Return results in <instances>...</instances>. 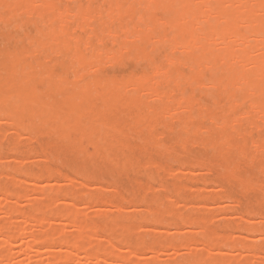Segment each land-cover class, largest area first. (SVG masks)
Returning a JSON list of instances; mask_svg holds the SVG:
<instances>
[{
  "label": "rangeland",
  "instance_id": "1",
  "mask_svg": "<svg viewBox=\"0 0 264 264\" xmlns=\"http://www.w3.org/2000/svg\"><path fill=\"white\" fill-rule=\"evenodd\" d=\"M53 1L60 8H68L73 13L80 6L88 8L98 5L102 6L103 9L108 8L110 7L111 0H95L96 2L91 0H75V2L74 0ZM120 1L124 4L137 3L136 16L133 20L127 21L126 27L131 32L139 26L141 28L145 27V23L148 20L145 6L140 4L138 0ZM166 9V19H168L171 16L173 5L169 4V6H166ZM11 16H13L12 22L6 27H3L0 22V46L3 47L6 43L4 40L6 36H12L13 40L10 44L6 43V46L11 47L16 44L17 47H28L31 44V39L25 33L24 28H26L27 24L33 22L34 19L22 12L16 15L11 14ZM73 23H75V20H72ZM42 26L44 28L49 27L47 24H42ZM109 30L112 32L118 31L119 22L111 23L106 17H103L98 23V31L100 35L103 34L104 41L109 49L108 54L105 52L106 54L102 55L104 58H107L105 56L110 55L109 53H112L110 50L114 48V38L109 36ZM168 36L171 39L176 37V33L170 32ZM130 38V36L120 38L117 46L121 44L135 45V39ZM93 43H97V40L94 39ZM35 51L36 53H34L32 59H38V61L34 62V70L39 75L42 72V66L37 64L43 62L49 50L47 48H36ZM173 51L168 43L165 49L161 51L157 50L158 53L152 46H149L146 48V53L150 55V60L134 65L137 57L132 52L123 65L112 67L104 64L103 69L112 78L122 79L131 73H137L142 70L151 72L152 64L155 62L169 68L166 57L172 55ZM50 57L53 58L52 68L54 73L59 74L63 59L58 58L55 54ZM68 64L69 72L66 74V77L73 80L72 70L76 66H73L69 62ZM180 72L183 79H181L182 83L180 82L179 91H177L172 81L170 83L166 82L163 86L164 95L161 98L157 99L155 97L154 100L153 95L145 94L141 99L143 102L140 100L135 106L130 101L119 105H106V97L103 95L105 92L102 94L101 88H98L99 86L103 87L105 83L97 85L91 81L90 86L92 91L95 90L94 85H97L100 91L98 89L99 92L97 90V92L93 91L90 100L84 103L78 98L72 99L66 97L63 93L66 87L69 90L73 89L74 84H56V86L52 87L51 81L46 78L44 79V84L39 86V96L44 104L56 107L55 110H52L54 112L52 115L37 112V110H40L38 104H34L32 106L33 111L22 117L21 121L14 116H4L0 113V184L2 185H0V264H61L63 262L64 264H134V260L140 263L147 262L146 264L150 262V264H228L229 260H231L236 263L239 261V264L243 258L244 264H264V191H262L264 190V184H262V182L264 183V126L257 120L258 118L255 114H245L248 108L247 102L240 100L238 106L235 108V112L231 111V101L227 97L218 99V91L216 89H201L196 84L189 85L188 80L193 74L192 69L184 68ZM212 73L223 77L229 75L228 72H223L219 69L218 71L215 69L205 71L202 82H207ZM16 88L17 86L12 87V90ZM133 90L134 88L130 87L126 93L132 96L131 94L136 92ZM182 91L183 93L185 92L184 95L191 92L194 93L197 100L192 102L191 105L186 106L182 111L179 109L172 113L170 110L173 107V101L182 95ZM81 103L87 108V119H80L75 114H65L64 110L69 105H80ZM203 105L205 108H203ZM164 111L170 114L164 115ZM130 115L133 116L131 117ZM36 116L40 117L34 118ZM97 117L100 119H97ZM203 117L205 118L203 119ZM1 118H5L6 121L10 119L13 124L11 121H7L6 123ZM145 118L146 120H144ZM226 118L236 120V130L225 128L222 125ZM138 119L140 120L138 121ZM95 123L96 125H93ZM100 123L106 124L105 127L103 128V125ZM216 123L221 124L220 126L218 124L216 126ZM87 125H89V128H87ZM107 126L112 128L109 129ZM199 126L206 128H203L204 132L201 127V131H198V133L194 131V128H199ZM63 127L64 129H68L62 130ZM49 128L50 130H48ZM130 130L131 132H129ZM94 133L96 134L95 136H93ZM159 134H161L160 137L158 136ZM138 136L139 138H136ZM151 136H153L154 140ZM46 138L48 139L47 141L45 140ZM81 138L86 139H82L81 141ZM143 139H146V141ZM148 139H152L151 142L153 141V144ZM19 140L21 141L20 143ZM86 141L87 143H85ZM107 141L108 143H106ZM44 142L47 144H44ZM160 142L163 143L158 145ZM253 142L256 143L257 148ZM118 143L120 144L118 145ZM43 144L45 145L44 148L46 147L45 149L42 148ZM214 144L215 146L212 148ZM127 145L130 146L127 147ZM162 145L163 147H161ZM105 146L107 148L103 151ZM98 147L102 152L98 151ZM117 148L119 151H117ZM167 148H170V150H167ZM112 150L114 151L112 152ZM133 155H136L138 159ZM100 158H103V160ZM198 158L203 160H199ZM208 160L211 161L209 162ZM133 166L134 169L132 168ZM155 166L157 169H155ZM221 167L227 169L224 170ZM217 170L221 171L218 173ZM227 170L231 171V173H228ZM165 172L168 175H165ZM177 173L181 174L178 176ZM190 174H194V176L192 177L191 175L190 177ZM85 176L86 178H83ZM238 176L240 178H237ZM79 180L82 182L80 183ZM14 181L17 183H14ZM255 181L257 183L261 182L262 185L255 183ZM74 182H79L78 185L81 186L80 191L82 193L78 191L80 187L79 189L76 188L78 186L74 185L77 184ZM250 182L253 186L250 185ZM143 185L145 188L142 187ZM239 185L240 187H238ZM43 186L47 189H44ZM71 189L74 191L78 189V193L76 191L72 192ZM193 189L195 190L192 191ZM19 193L23 196L19 197ZM86 193H88V196H86ZM4 194L5 197L3 196ZM100 196L106 197L100 198ZM6 200L9 202L8 204H6ZM72 202L77 207H73ZM255 202L258 203L255 205ZM149 203L151 205H148ZM115 206L118 208V211ZM179 206L182 207H180L182 210L176 208ZM72 207L77 210V214L68 218L67 216ZM203 207L205 208L203 209ZM14 208L15 210L12 211ZM35 216L42 218V220L45 219L44 223L49 220L47 224L51 222V224H48L50 227L43 228L44 225L41 219L42 223L37 224V227L36 221L39 218L36 219ZM76 216L78 217V221L75 218ZM188 217L190 220H188ZM235 218L236 221H234ZM240 218L243 220H240ZM245 218H248L249 221ZM70 219L76 223L78 222L77 226L83 221L81 223L84 225L86 223V226L83 225L86 228L79 224L81 227L80 229L78 228L79 226L77 227V232L76 224L74 225V221L72 222L74 226L69 223ZM113 219H115L114 225ZM203 221L205 222L203 223ZM88 222L89 224H87ZM183 222H186L187 225ZM243 222L245 223V227L243 226ZM8 223L10 224L8 225ZM119 223L121 224L120 227ZM62 224H65V227ZM67 224L70 225L68 226ZM87 226L92 227L89 229ZM250 226L253 227L251 228ZM49 229L50 231L48 232ZM251 229L255 230L249 233L248 230ZM53 232L56 233L53 234ZM78 233L80 236H78L77 242L81 241L80 243L84 247H81L79 243V246L73 242L71 243L72 239L76 238V235H79ZM57 234L60 236H56ZM7 235L9 236L10 244L3 242V239ZM246 235L249 236L247 237ZM33 236L37 238L39 236V240L34 239ZM223 236L225 237L223 238ZM245 238L251 240L248 241L249 245H244L243 242L239 244ZM94 239L98 242L97 244ZM88 240L90 242H87ZM85 241L87 245L84 243ZM212 242L215 245L211 244ZM45 243L48 246L50 245V247H46ZM90 243L93 245L92 247ZM106 248L108 251H105ZM116 250L119 251V254H116ZM195 253H198V258L193 255L191 259L190 255ZM120 254L123 255L121 256ZM59 256L66 261L60 260ZM93 256H96L95 258L97 259L94 260ZM215 257L216 260L219 257L220 262L218 260L217 262ZM194 258H197V260ZM67 259H70L69 262H67ZM131 259L133 260L131 261ZM234 262L232 263L234 264Z\"/></svg>",
  "mask_w": 264,
  "mask_h": 264
},
{
  "label": "bare ground",
  "instance_id": "2",
  "mask_svg": "<svg viewBox=\"0 0 264 264\" xmlns=\"http://www.w3.org/2000/svg\"><path fill=\"white\" fill-rule=\"evenodd\" d=\"M91 1L96 2L95 0H91ZM74 2H75V0H74ZM138 2L145 6V8L147 10V19L148 20L145 23V27L141 28L139 26L131 32L126 27L125 24L127 23L128 20H133L134 17L136 16V11H137L136 10L137 9L136 4L137 3H135V2L124 4L120 0H111L110 1V7H108V8L103 9L102 6L100 7L98 5L96 7H91V6L88 7V5H87L88 8H86V6L85 7L80 6L75 12L73 11V13H72V11L68 8H63V9L60 8L53 0H51V1H49V0H0V22L2 23L3 27H6L7 25L11 24V22H12L11 19L13 17V16H11V14L16 15L17 13L22 12L26 16L34 19L33 22L27 24L25 26L26 28H24L25 33L27 35H29L30 39H31V44L28 47H17L16 44H14L11 47H9L8 45L6 46V43L10 44V42L13 40L12 36H6L4 38L6 43L3 45V47L0 46V113L3 114L4 116H14L15 118L20 119V121H21L22 117H24L26 114H29L33 111L32 106H34V104H38L40 106V110L39 111L37 110V112H41V113L43 112L46 115L47 114L52 115L54 113V112H52V110H55L56 107L54 105L49 106L48 104H44L41 101L42 100L41 97L39 96V86L44 84V79H46V78L51 81L52 87L56 86V84H59V85L60 84H62V85L74 84L73 89L69 90L66 87L64 89L63 93L65 94L66 97H69L72 99L78 98L84 103H87L90 100V97L92 96L93 91L95 92L98 88H101L102 94L105 92V94H103V95H105V97H106V100H105L106 105L107 104L119 105L123 102L130 101V103L134 104V106H135L145 96V94L153 95L154 97L153 96H150V97H153L154 100H155V97L157 99L161 98L164 95L163 86H164V84H166V82L170 83V81H172L175 84V88L177 89V91H179V86L182 83L181 79H183V76L181 75L180 71H181V69H184V68H190L193 70V74L190 77V79L188 80L189 85L196 84L201 89H206V88L216 89L218 91V95H217L218 99H221L223 97H227V99L229 101H231V106L229 105L230 108L232 109L231 111H234V112H235V108L238 106L240 100H242L243 102H247L248 108L245 111V114L246 115H248L249 113L255 114L256 117L258 118L257 120L264 126V0H138ZM169 4L173 5V10H172L171 16L168 19H166V10H167L166 6H169ZM103 17H106L107 20L111 23H115L116 21L119 22V30L118 31L112 32L109 30L110 31L109 36L114 38V41H113L114 42V48H112V50H110V51H112V53L111 52L109 53L110 55L105 56L107 58H104L102 55L105 52L107 53L109 49H108V46L106 45V43L104 41L103 34L100 35V33L98 31V23L101 21V19H103ZM72 20H75V23L72 24ZM42 24H47L49 27L44 28L42 26ZM130 28H131V26H130ZM170 32H175L176 37H173L170 39L168 36ZM125 36H126V38H127V36H130L131 37L130 39L134 38L137 43L135 42V45H133V46L126 45V44H121V45L117 46L118 40L122 37H125ZM94 39L97 40V43H93ZM167 43L174 50L172 52V55H169V56L166 55V56H168L166 58L168 60L167 63L169 64V68H166V66H163L162 64H160L158 62H155L152 64L151 72H147L146 70H142V71L137 72V73H131L122 79L112 78L110 75H107L103 69L104 64H108L109 66H112V67H117V66L123 65L124 63H126L127 57L132 52L135 53L136 57H137V61H136V63H134V65L139 64L142 61L150 60L151 57L148 53H146V48L149 46H152L153 49L156 50V52H157V50L161 51V50L165 49ZM8 48H10L11 50ZM36 48H47L49 50L47 57H44L43 62L37 64L39 66H42V72L39 75L34 70V62L38 61V59H32V56L34 55V53H36V51H35ZM53 54H55L58 58L63 59L61 72L59 74H55L53 71V68H52L53 58H51L50 56ZM68 62L71 63L73 66H76L75 69L72 70V73L74 76L73 80L66 77V74H68V72H69ZM214 69L217 71L219 69V70H222L223 72H228L229 75L226 77H223V76H216L215 73H212L211 77L208 79L207 82H202V78L204 76L205 71L214 70ZM130 72H132V71H130ZM91 81L97 85H102V83H105V85L103 87H101V86L98 87L97 85L96 86L94 85L95 90L92 91L91 86H90ZM16 86H17V88L15 90H12V87H16ZM130 87L134 88V90L136 91L134 94H131L132 96H129L126 93V91H128V89ZM185 91L187 92L186 89H185ZM196 91H198V90H196ZM172 93H173V90H172ZM181 93H182V95L173 101V107H172L173 110L172 109L170 110L172 113H173V111L175 112L179 109H181V111H182V109L186 108V106L191 105L192 102H195L197 100L195 94L192 92L188 93L187 95H184L185 92L183 93V91ZM210 93H211V91H210ZM56 99H57V97H56ZM94 100H95V98H94ZM147 104H148V102H147ZM203 108H205V106ZM149 109H150V107H149ZM64 112L66 115H74L75 114L80 119H87L86 118L87 108L82 103L80 105L71 104V105H69V107H67L64 110ZM169 112H168V114H170ZM150 114L153 115L152 113H150ZM165 114H167L166 111H164V115ZM40 115H42V114H40ZM4 116H2V117H4ZM58 116H60V115H58ZM37 117H40V116H36L34 118H37ZM98 118L99 117H97V119ZM204 118L205 117H203V119ZM71 119H69V120H71ZM174 119H175V117H174ZM2 120L6 121L5 118H3ZM139 120L140 119H138V121ZM144 120H146V118ZM7 121L8 122L11 121V123H12V120H10V119H8ZM7 121H6V123H7ZM62 121H64V120L62 119ZM86 122H85V124H86ZM119 122H120V120H119ZM158 122H159V120H158ZM235 122H236V120H233V118H232V120L230 118H228V119L226 118L223 121L222 125L225 128L236 130V123ZM96 123L93 125H96ZM100 124H102V123H100ZM139 124H141V123H139ZM177 124H175V125H177ZM182 124L184 125V123H182ZM217 124L218 123H216V126H217ZM220 124H218V125L220 126ZM102 125L104 128L106 124L105 125L102 124ZM161 125H163V124L161 123ZM251 125H253V124L251 123ZM88 126L89 125H87V128H89ZM107 127L109 129L112 128L110 126H107ZM200 127L201 126H199V128H194L195 129L194 131L196 133H198V131H201V128H202V131L204 132V130H203L204 127H201V128ZM66 129H68V128L64 129V127H63L62 130H66ZM204 129H206V128H204ZM48 130H50V128ZM55 130H56V128H55ZM120 132H121V130H120ZM123 132H125V131H123ZM129 132H131V130ZM55 134H57V133H55ZM118 134H120V133H118ZM95 135L96 134L94 133L93 136H95ZM129 135H131V134H129ZM63 136H66V135H63ZM100 136H98V137H100ZM158 136L160 137L161 134H159ZM70 137H72V136H70ZM76 137H78V136H76ZM136 138H139V136ZM151 138H153V136H151ZM49 139H50V136H49ZM66 139H68V138H66ZM82 139L85 140L84 138H81L80 140L82 141ZM20 140H21V138H20ZM20 140H19V143L21 142ZM45 140L47 141L48 139L46 138ZM63 140H65V139H63ZM148 140L150 141V143L153 144V141L151 142L152 139L151 140L148 139ZM153 140H154V138H153ZM180 140H181V138H180ZM104 141H106V140L104 139ZM144 141H146V139ZM52 142H53V140H52ZM45 143L46 142H44V144ZM85 143H87V141ZM106 143H108V141ZM161 143H163V142H160V144H158V145H161ZM164 143H165V141H164ZM254 143L255 142H253V144ZM44 144H43L42 148H44V146H45ZM119 144L120 143H118V145ZM142 144H145V143H142ZM184 144H185V142H184ZM130 145H127V147H129ZM155 145H156V143H155ZM165 145H166V143H165ZM167 145H169V144H167ZM203 146H204V144H203ZM213 146H215V144L212 145V148H213ZM254 146L256 147V143ZM161 147H163V145ZM106 148L107 147L105 146V148H103V151H105ZM98 149H99V147H98ZM167 150H170V148H167ZM98 151L102 152V151H100V149ZM113 151L114 150H112V152ZM117 151H119L118 148H117ZM242 154H243V151H242ZM122 156H124V155H122ZM133 156H135L138 159V157L136 155H133ZM107 158H108V155H107ZM100 159L103 160V158H100ZM198 159L200 160L201 158H198ZM252 159H254V158H252ZM102 160H101V162H102ZM201 160H203V159H201ZM147 161H148V158H147ZM147 161H146V163H147ZM196 162H198V161H196ZM134 163H136V162H134ZM145 165L149 166L148 164H145ZM135 166H136V164H135ZM132 168L134 169V166ZM222 168L224 169V167H221V169ZM155 169H157V167ZM226 169H224V170H226ZM228 169L230 170V168H228ZM261 169H262V167H261ZM46 171H47V169H46ZM220 171H218V173ZM72 172H73V170H72ZM22 173H24V172H22ZM52 173H53V171H52ZM86 173H88V172H86ZM166 173L167 172H165L164 174L168 175V173L167 174ZM228 173H231V171H228ZM150 174H152V173H150ZM177 174L179 176L181 173L180 174L177 173ZM177 174H175V175H177ZM232 174H233V172H232ZM8 175H9V173H8ZM78 175H79V173H78ZM191 175H192V177L194 176V174H190V177H191ZM234 175H236V174H234ZM234 175H233V177H234ZM30 176H32V175H30ZM151 176H153V174ZM83 178H86V176ZM148 178H149V176H148ZM184 178H185V176H184ZM237 178H240V177L238 176ZM151 179H153V178H151ZM242 179H240V180H242ZM75 181H77V180H75ZM247 181L249 182V180H247ZM71 182H73V181H71ZM81 182L82 181H80V183ZM14 183H17V182L14 181ZM74 183H77V182H74ZM229 183H231V182L229 181ZM255 183H257V181H255ZM78 184H79V182L77 184H74V185H77L78 187H76V188H78V189L80 187L79 190L77 189L78 191H80L81 186ZM257 184H261V182L257 183ZM262 184H264V183L262 182ZM250 185H252V183ZM142 187H144V185ZM238 187H240V185ZM43 188L47 189L44 186H43ZM113 188L115 189V187H113ZM176 188H178V187L176 186ZM197 188H200V187H197ZM44 189H42V190L45 191ZM109 189H110V187H109ZM174 189H175V187H174ZM77 190L75 189L76 192H77ZM157 190H159V189H157ZM194 190L195 189H193L192 191H194ZM73 191L74 190H72V192ZM169 191H171V190H169ZM262 191H264V190H262ZM4 192H5V190H4ZM59 192H60V189H59ZM72 192H70V193H72ZM80 192L82 193V191H80ZM206 192H208V191H206ZM67 194H69V193H67ZM87 194L88 193H86V196H88ZM203 194H205V193H203ZM21 195L22 194H20L19 197ZM83 195L85 196V194H83ZM3 196L5 197V194ZM101 196H100V198L106 197V196H104V197H101ZM114 196H115V194H114ZM43 197H45V196H43ZM226 197H227V195H226ZM201 200H202V198H201ZM227 200H228V198H227ZM46 201H47V199H46ZM126 201H128V200H126ZM102 202H103V200H102ZM106 202L110 203L108 201H106ZM128 202L131 203L130 201H128ZM186 202H188V201H186ZM8 203L9 202L7 201L6 204H8ZM257 203L258 202H255V205ZM11 204H13V203H11ZM115 204H117V203H115ZM234 204H236V203H234ZM118 205H121V204H118ZM148 205H151V204L149 203ZM57 206H58V204H57ZM73 207H77V206L76 205L74 206V203H73ZM73 207H72V210H70V213L68 212L69 213V215L67 216L68 218H71L77 214V212H76L77 210H75V208H73ZM180 207L181 206L176 207V208L179 209ZM66 208L68 209V207H66ZM181 208H180V210H182ZM204 208L205 207H203V209ZM9 209H7V210H9ZM33 209H35V208H33ZM14 210H15V208L12 211H14ZM19 211H20V209H19ZM117 211H118V208H117ZM168 211H170V210H168ZM177 211H179V210H177ZM248 212H249V210H248ZM7 213H8V211H7ZM175 213H177V212H175ZM254 213H256V212H254ZM176 215H179V214H176ZM242 215H241V217H242ZM100 216H103V215H100ZM182 216H183V218H185L184 215H182ZM63 217H64V215H63ZM81 217H82V215H81ZM37 218H39V219H38V221H36V225L41 224L45 220V219L42 220V218H40V217H36V219ZM75 218L77 219L78 217L76 216ZM194 218H196V217H194ZM201 218H205V217H201ZM40 219L42 222L40 221ZM196 219H200V218H196ZM241 219L242 218H240V220ZM245 219L248 220V218H245ZM245 219H244V221L247 223V221ZM61 220H63V219H61ZM114 220L115 219H113V225L115 224ZM147 220L149 221V219H147ZM188 220H190V218ZM65 221H67V220H65ZM73 221L74 220L70 219L69 223H71L73 225V223H72ZM77 221H78V219H77ZM79 221H81V220H79ZM83 221H84V219H83ZM83 221H81V222L83 223ZM185 221H187V220H185ZM192 221H193V219H192ZM234 221H236V218ZM238 221L239 220L237 217V222ZM47 222L46 221H45V223L43 222L44 227H43V225H41V227H43V228L50 227V226H48V224H51V222L48 224H47ZM63 222H64V220H63ZM67 222H65V223H67ZM81 222L79 224H81L82 227L86 226L85 222H84L85 225L82 224ZM204 222L205 221H203V223ZM34 223H35V221H34ZM77 223L74 221V225L76 224V226H75L76 228L79 226V224L77 226ZM183 223H185L187 225L188 221H187V223L186 222H183ZM9 224L10 223H8V225ZM87 224H89V222ZM90 224H92V223H90ZM67 225L69 226L70 224H67ZM118 225H119V227L121 226L120 223ZM239 225H241V224H239ZM251 225H252V223H251ZM194 226H196V225H194ZM243 226L245 227V223ZM37 227H38V225H37ZM80 227L81 226H79L78 228L80 229ZM91 227L87 226V228H89V229H91ZM250 227L252 228L253 226H250ZM259 227H260V224H259ZM78 228H77V232H78ZM84 228H86V227H84ZM256 228H257V226H256ZM54 229H55V227H54ZM82 230H83V228H82ZM254 230L255 229H253V230L251 229V230H248V232L252 233L251 231L254 232ZM260 230L263 231L262 228H260ZM260 230H258V231L260 232ZM49 231H50V229L48 230V232ZM53 231H55V230H53ZM258 231H255V232H258ZM43 232H44V230H43ZM45 232L47 233V231H45ZM77 232H76V234H77ZM55 233L56 232H53V234H55ZM230 234H232V233H230ZM225 235H228V234H225ZM35 236H37V235H35ZM35 236H33V238L39 240V236H38V238ZM56 236H60V235L57 234ZM78 236H80V234L76 235L75 236L76 238L72 239V241L69 239V241H71V243L73 242L74 244H77V245L79 243V245L81 247H84L81 245V243H80L81 241L77 242ZM260 236H262V235H260ZM46 237H47V235H46ZM85 237H87V236L85 235ZM204 237H205V234H204ZM224 237L225 236H223V238ZM88 238L90 239V237H88ZM61 239H62V237H61ZM213 239H214V237H213ZM245 239H246V241L244 242ZM245 239L243 241H240L239 244L241 242H243L244 245L245 244L249 245L248 241H251V240H249L247 238H245ZM210 240L212 241V239H210ZM9 241H10L9 236L8 235L5 236V238L3 239V242L6 244L7 243L10 244ZM45 241H47V240H45ZM94 241H96V240L94 239ZM40 242H41V240H40ZM87 242H90V240H88ZM47 243H48V241H47ZM47 243H45L44 245H46ZM84 243L86 244V241ZM91 243H93V242H91ZM91 243H90V245H91ZM97 243L98 242L96 241V244ZM161 244H163V243H161ZM211 244H213V242ZM213 245H215V244H213ZM47 246L48 245H46V247ZM92 246L93 245H91V247ZM48 247H50V245ZM106 249H105V251H108V249L107 250ZM118 252L119 251H117L116 254H119ZM71 254H73V253H71ZM89 254H91V253H89ZM92 255H94V254H92ZM193 255H195V257L197 256V258H198V253H195V254L190 255L191 259H192ZM60 256L58 257V258H60V260L66 261L64 258H61ZM199 256H200V254H199ZM93 257H94V260L97 259V258H95L96 256H93ZM56 258H57V255H56ZM197 258H194V259L197 260ZM201 259H202V255H201ZM67 260H68L67 262H69L70 259H67ZM132 260L133 259H131V261ZM215 260H216V257H215ZM217 260L219 261V257L217 258ZM243 260H244V258L242 259V261L239 264H244L245 261L243 262ZM229 262L232 263L234 261L229 260ZM229 262H228V264H230ZM238 262L239 261H237V263L234 262V264H238ZM133 263L134 264H146L147 262L146 263H140V262H137L134 260ZM61 264H64V262ZM215 264H218V263H215Z\"/></svg>",
  "mask_w": 264,
  "mask_h": 264
}]
</instances>
